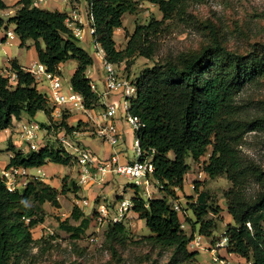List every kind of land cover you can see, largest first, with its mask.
<instances>
[{
  "label": "trees",
  "instance_id": "1",
  "mask_svg": "<svg viewBox=\"0 0 264 264\" xmlns=\"http://www.w3.org/2000/svg\"><path fill=\"white\" fill-rule=\"evenodd\" d=\"M87 1L93 15L94 40L101 44L109 61L129 67L137 56L152 58L156 54V40L167 20L183 15L190 0H147L160 9L163 17L137 23L132 33L124 26V16L138 10L137 0ZM18 4L20 8L7 22L15 24L14 31L22 45L33 40L39 61L50 71L59 73L60 64L76 60L71 84L85 97L86 107L99 106L100 96L87 74L95 60L67 25L68 14L34 6L31 0H19ZM8 7L0 0V10ZM4 24L0 17V27ZM117 28L126 31L128 40L124 48L117 46ZM12 66L19 73L16 84L11 85L0 74V129L9 128L13 119L23 113L34 118L44 111L50 121L54 120L53 107L47 95L38 89L35 78L16 59L12 60ZM261 77H264V43L247 54H239L218 42L198 53L146 66L135 78L138 92L131 100V111L141 120L137 136L144 154L153 156L155 171L151 178L161 185L164 196L146 199L140 186L132 184L135 191L132 209L150 229L143 240L162 250L173 249L178 262L197 264L199 252L188 247L195 237L196 223L201 224L199 233L207 237L217 227L216 219L205 218L210 212L219 214L221 210L219 205L214 206L209 191L196 187L197 199L189 204L196 218L188 219L191 234L183 228L180 213L170 199L176 198V189L183 188L191 169L189 159L200 160L211 147L205 172L210 178L225 176L232 182L224 192L232 218L225 231L227 252L252 264H264V166L247 158L242 149L248 133L264 134V114L242 117L243 107L238 101L244 87ZM68 117L63 115L61 126L72 133L76 128L66 122ZM41 125L47 128L46 123ZM7 150L13 152L8 167L35 168L50 162L67 166L73 161L66 149L49 144L39 151H24L9 140ZM254 181L260 184V189L249 194L248 188ZM76 183L73 179L68 184L63 182L60 190L33 176L27 186L10 191L0 176V264H21L30 255L40 243L32 230L45 221L44 205L50 203L60 208L61 194L74 193L79 198L81 186ZM71 218L79 223L72 224L67 219L60 222V227L77 239L90 227L91 218L77 205ZM125 231V224L113 223L109 225L108 235L118 237Z\"/></svg>",
  "mask_w": 264,
  "mask_h": 264
},
{
  "label": "rangeland",
  "instance_id": "2",
  "mask_svg": "<svg viewBox=\"0 0 264 264\" xmlns=\"http://www.w3.org/2000/svg\"><path fill=\"white\" fill-rule=\"evenodd\" d=\"M137 1L138 10L135 13H128L124 17L125 27L130 33L134 31L137 23H147L152 17L157 19L163 17L156 5L153 6L147 0ZM127 40L124 29L117 37L119 47L125 46ZM156 42L157 51L152 58L137 56L129 67L122 63L119 69L121 75L135 79L146 66L166 62L170 58L178 59L189 56L200 52L207 45H215L218 42L228 50L239 54L253 51L260 43H264V0H190L183 15L167 20L165 29L159 33ZM80 45L86 48L87 44L81 40ZM89 51L93 52V49L90 48ZM3 56V50L0 49V61ZM76 66V60H69L65 64L64 73L60 71L65 79V85L70 84L72 71ZM87 74L89 75L88 71ZM96 91H98L97 87ZM238 101L243 107L242 117L253 118L264 114V77L248 83L239 94ZM101 106L100 100V104L96 108ZM62 114L74 115L72 123L76 128L75 131L83 132V135L77 136L73 131L67 137L77 145L90 147L81 139V137L96 135V132H91L94 128L91 126L90 120L86 119L85 121L81 111L69 112L63 108ZM22 115L28 116L26 113ZM45 119V115H41L40 120L44 121ZM47 119L49 133L44 136V142L50 146L65 149L58 136L60 130L63 129L62 120L54 119V121L52 119L50 121L49 117ZM12 139L16 146L20 143L19 138ZM245 140L242 147L245 156L264 166V148L262 146L264 134L258 131L250 132L246 135ZM133 141L126 149L130 160L137 158L132 147ZM211 149L210 147L208 153L198 161L189 159L191 169L185 176L183 188L176 189L175 199L170 198L173 205L179 204L181 211L178 212L181 216L182 226L188 234L192 233V226L188 219L196 220L189 207V204L197 199L196 187L199 190L209 191L215 200L214 206L219 205L221 208L219 214L210 212L205 217L206 219H216L217 227L211 236L203 238L204 247L198 249L188 246L190 251L199 252L197 264H220L219 253L217 251L214 254L211 253L207 242L220 240L221 233L226 231L230 220L224 192L232 186V182L225 176L210 178L205 172V163L209 161ZM170 156L173 158L172 154ZM72 159V163L64 167L60 166V169L57 168L51 175H47L46 180H42L52 186H58L60 190L63 182L68 184L71 179L76 181L79 165L75 155H72ZM150 183L147 188L148 194H145L146 186H140L141 195L146 199H150L152 196L161 197L163 195L160 189L161 185L156 183L153 178ZM132 184L130 179L118 176L101 186H94L93 190L85 188V190L95 192L90 206L83 208L85 214L91 218V224L86 232L77 239L72 238L70 233L60 227V222L67 219L72 224L79 223L71 218L76 195L74 193L61 194L59 197L60 208L46 203L47 206L44 205L45 221L32 230L34 238L40 240V243L32 249L27 258L22 260L21 264H189L178 262L173 257V249L162 250L143 240L150 234V229L146 226L145 220L138 213H134L133 206L130 207L123 220V224L126 226L125 233L118 237L108 235L109 225H113L111 218L117 204L125 198L131 199L133 196V192L130 190L124 193V185L132 188ZM259 189L260 184L254 181L248 188V192L255 194ZM80 192L79 198L81 199L85 196L83 187L80 188ZM100 206L107 208L109 212L107 217L99 211ZM200 226V222L196 223L195 237L201 235L199 233ZM236 263L240 262L236 261ZM241 263L249 264L245 259H242Z\"/></svg>",
  "mask_w": 264,
  "mask_h": 264
},
{
  "label": "built area",
  "instance_id": "3",
  "mask_svg": "<svg viewBox=\"0 0 264 264\" xmlns=\"http://www.w3.org/2000/svg\"><path fill=\"white\" fill-rule=\"evenodd\" d=\"M34 6L42 7L47 0H31ZM89 17L91 26L89 28L90 33H95L93 26V15L91 12V4L89 10ZM82 22L78 13H74L72 16L68 15L66 19L67 25L74 31V34L81 37L83 33ZM6 37L9 40L17 38V34L12 28H6ZM95 41V40H94ZM96 54L101 59L102 68L104 70V85L105 89L101 94V98L108 96L116 97V99L110 103L105 104V108L97 115L100 122L104 123V126L99 129L97 135L104 140L108 141L111 145H116L122 140V133L119 131L116 121L123 119L135 132V139L133 141V149L136 154V159L120 163L115 157L101 158L91 147L77 145L76 142H72L67 135L65 129H61L58 136L61 139L66 151L70 155H75V159L79 165L78 184L81 187L92 188L93 186H101L105 184L108 179L107 175L123 176L132 181L137 186H150L151 176L155 171V165L153 163V156L144 154L140 145L137 131L141 127V120L131 111V100L137 96L138 87L135 79L123 77L119 71L120 65L109 61L106 57V53L101 44L96 42ZM24 71L29 72L37 83V87L42 90L48 97L50 105L53 107V118L58 120L62 119V109H67L69 112L81 111L82 114L89 121L94 120L96 114L95 108H88L85 104V97L78 91H76L70 80V84L65 85V79L63 74L60 73L61 69L58 66V72L50 71L48 67L41 61L30 62L27 66L21 67ZM0 74L9 79L11 85L16 84L19 79L18 70L11 67L0 69ZM93 89L96 90V86L92 83ZM100 96V95H99ZM49 133L46 127H43L40 123L30 121L24 123L21 126L20 131V143L17 144L19 148L24 151H39L44 142V136ZM77 136L83 135V132L74 131ZM22 143V144H21ZM26 144V146H25ZM144 154V155H143ZM44 173L36 176L43 178ZM2 177L6 181L7 188L10 191H15L27 186L31 174L29 168L24 166L12 165L5 168L2 172ZM145 194H148V189ZM75 205L82 208L83 206L90 205L88 198H76ZM133 206L132 199H123L117 204L115 212L111 218L113 223H123L126 214L130 207ZM174 208L177 211H181L179 204L175 203ZM99 211L103 212V215L107 217L109 212L105 206H100ZM203 235L194 237L189 243V246L194 248H203L204 239ZM228 237L225 232L221 233V239L215 242V246L211 249L214 254L217 249L227 246ZM216 258V257H215ZM220 262H223L220 259ZM252 264L251 261H248Z\"/></svg>",
  "mask_w": 264,
  "mask_h": 264
},
{
  "label": "crops",
  "instance_id": "4",
  "mask_svg": "<svg viewBox=\"0 0 264 264\" xmlns=\"http://www.w3.org/2000/svg\"><path fill=\"white\" fill-rule=\"evenodd\" d=\"M4 1L9 5V7L7 9L0 10V17L3 18V20L5 21V24L2 27H0V49H2L3 53H4V56L1 58V61H0V69H3V68L10 69L11 67H13L12 66V60L13 59H16L18 61L19 65L21 67H24V66H27L30 62L39 60L38 52H37L34 41L31 39L28 40L25 43V45H22L19 37L15 38L14 40H9L6 37L5 30L7 27L15 29V24H10L7 22V20L10 16H13L16 13L18 8H20V4H18L19 0H4ZM151 4L153 6H155V4H153V3H151ZM41 8L49 9V10H56L57 9V10H60L62 12H66L70 16H72L74 13H78L79 17L82 20L80 25L82 26V29H83L82 30L83 33H82L80 39L82 40V42L87 44L86 49H88V50L90 48L93 49V52H90V53L92 54L95 62H94V65L88 69V73H89L88 76L91 78L92 83L95 86L97 85L96 86L97 90H98L97 92L100 95V100H101L102 106L95 108L96 114L94 116V120L93 119L90 120L91 126L94 128L91 132H94V133L96 132V135L93 137L88 136L86 138L81 137V139H83L82 141H84L86 144H88L101 158L106 159V158H110V157H115L120 163H126L129 161H132L128 158L127 153H126V149L128 148L129 143H132L133 139L135 138L134 137L135 132L123 119L119 118L116 121L118 129L122 133V140L118 144L111 145L108 141L104 140L103 138H101L97 135V132L99 131V129L104 126V123L100 122L97 115L106 107L105 106L106 103H110V102L114 101L116 99V97L108 96L106 98H101V94L105 89L104 70L102 68L101 59L96 54V47H97L96 43L94 41L93 35L90 33V30H89V28L91 26V23H90L91 21H90V17H89L90 3L87 0H47V2ZM124 26H125V24H124ZM122 31H124V28H117L116 29V31H115L116 42H117L118 34H121ZM117 46H118V48H124L126 45L119 47V44L117 43ZM24 54H26L25 57H23ZM67 62L60 64V69L63 73H64L65 64ZM75 69L72 71V75H73ZM38 89H39V87H38ZM41 115H45L46 119L44 121L40 120ZM52 116H53V112H52ZM73 116L74 115H71V116L69 115V117L66 119V122L70 126L74 125L72 123ZM47 118H48V116L45 114L44 111H39L34 118H30L29 116L21 115L20 118L13 119L12 125L9 128L0 129V176H2L3 170L8 167L10 159L13 156V152L7 150L9 140L10 139L13 140L12 138H14V139L19 138L20 139V137H21V135H20L21 126L24 123H27L30 121L38 122L40 124L42 122L47 123L48 122ZM83 119L86 121L85 116ZM60 166L64 167V165L50 162V163H48L42 167L29 168V172L31 174V177H33V176L36 177V176L40 175L41 173H44L45 176L42 179L46 180L47 175H51L57 168L60 169L59 168ZM117 177H118L117 175H112V174L107 175L108 181L115 179ZM76 181L78 182V179ZM54 187L58 188V186H54ZM95 187H97V186H95ZM95 187L93 186L92 188L94 189ZM83 188H84V195L85 196H83L82 198H88L89 201L92 203L95 192L92 191L93 190L92 188H90V189H92L91 191L85 190V187H83ZM122 188H123V186H122ZM149 188H151V187H149ZM128 190L133 192L132 193L133 196L135 195L134 190L131 187H126L124 185V193L128 192ZM149 191L151 192L150 189H149ZM70 194H73V193H70ZM79 194H81V192H79ZM133 196H132V198H133ZM162 196H164V193ZM154 197H156V196H152V198H154ZM75 199H76V197H75ZM46 206H47V204H45V207ZM89 206L90 205L83 206L82 209L85 207H89ZM134 213L137 214L136 212H134ZM231 221H232V218L230 216V220L228 223H230ZM207 246L210 249H212L215 246V242H213V241L207 242ZM210 252L212 253V250ZM217 252L219 253L220 259L223 261V262H220V264L236 263V261L240 262V263H236V264H242L241 261L243 258L240 257L239 255H236L233 253H228L227 252V246L219 248L217 250ZM233 260H236V261H233Z\"/></svg>",
  "mask_w": 264,
  "mask_h": 264
}]
</instances>
